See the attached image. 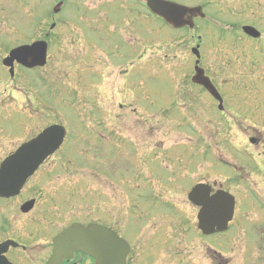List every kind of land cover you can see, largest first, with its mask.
Here are the masks:
<instances>
[{
  "label": "rangeland",
  "instance_id": "1",
  "mask_svg": "<svg viewBox=\"0 0 264 264\" xmlns=\"http://www.w3.org/2000/svg\"><path fill=\"white\" fill-rule=\"evenodd\" d=\"M58 1L0 0V111L3 113L0 114V135L3 140L6 136L11 137L12 142L9 144L13 143L15 147L27 137L39 132L45 126L44 123L58 119L57 113L62 112L63 117L59 120L70 132L66 148L58 152L62 155V160L57 161L52 167L60 176L51 178L52 176L48 175L39 182L38 173L27 187L35 182L42 183L43 186L61 185L59 193L63 195V200L66 198L72 205L68 194L75 192L77 195L80 189L87 188L86 179L80 176L85 172L78 171L80 162L84 164L85 161L84 167L92 168L96 173L98 171L103 173L105 169V178L108 179L104 181L100 191L93 194V211H90L89 206L85 207L87 202L91 201L92 186H89L91 190L86 195L71 198L73 203H76L78 198L84 201V206L79 210L72 208L69 211L70 207L57 212L37 207L29 216L23 215L19 211V203L30 197L32 191L13 202L10 207L4 208L0 202L1 213L14 206L13 211H9L7 215L8 219H12L13 227L4 230L5 223L0 218V239L14 237L25 241L30 238L29 242H32V246L26 251L11 253V261L14 264H43L50 254L47 250L50 239L57 231L72 221L81 223L93 221L110 226L128 241L131 251L127 264H264V174L262 171H259L262 174L256 171L257 174L252 173L256 164L253 157L263 161L264 169V116L260 114L264 111V37L261 43L251 42L250 38L243 35L241 28L224 25L232 21L243 23L248 21L264 35V0L210 1L206 11L220 10L218 15L224 24L219 25L217 16L215 18L218 26L200 21L195 26V31L173 30L160 20L143 15L141 26L146 46L142 52L146 50L147 55L156 52L155 56L158 57L159 79L158 83H151V86L154 89L153 93L157 92L159 96L153 100V96L143 94L146 90H142L138 98L139 104L131 101L132 95L125 94L122 77L118 75V69L111 65V68L106 67L105 87L102 85L96 90V94L80 93L78 89L71 91L69 84L65 86L63 84L65 76L68 75L69 82L75 87L74 83L79 81L80 73L73 70V66L76 63L87 65L88 54H85L86 58L83 54L79 57L76 54L79 46L74 43L77 42L78 35L73 32L71 25L79 27V30L83 28L88 36V42H95L97 47H101L102 36L99 39L95 32H101L106 43H111V49L107 54L111 63L118 65L132 56L118 35L110 33V26L118 27L122 15H126L129 10L126 2L130 3L133 0H64L67 1L66 5L61 7L60 15L55 16L52 9ZM102 2L106 4L103 5ZM98 3L102 4L100 6L107 11L106 14L98 8L89 12L86 9L97 7ZM215 3L218 4L215 6ZM121 10L126 12L123 13ZM51 23H55L56 26L48 37L51 44L48 51V66L42 71L29 72L16 67L14 78H10L2 65V59L15 46L37 39L43 31L48 33ZM233 31L236 35H233ZM197 36H200V42ZM195 44L201 45L202 64L206 72L218 82V87L223 89L227 98L232 97V100L228 101V111L223 115L218 112V133L213 124L196 129V126H192L194 122L185 126L186 123L183 124V120L180 119L176 123L174 113H171L170 109L169 111L165 109L168 104L165 99L170 90L175 93L177 87L181 89L183 83H188L190 75H194V56L191 49ZM116 48L119 49L117 52L113 50ZM94 55L101 57L102 53L94 51ZM103 66L100 63L96 67L102 69ZM170 66L173 67V71L162 69ZM251 67L257 73L253 77L246 74ZM174 74L175 79L168 76ZM109 76L110 78L106 79ZM92 79L90 80L94 83L97 80L101 82L98 76ZM87 82L88 74L84 77L83 83ZM86 85L88 87L89 84ZM244 93L252 95L248 102L241 100L242 97L246 99ZM39 96L45 97L50 108L46 107L44 113L41 111L38 116L26 120L22 117L21 111L24 103L35 105L32 107L34 109L38 107L45 109L43 107L45 102L40 100ZM238 96L239 101H235ZM148 99L151 100L146 103ZM179 103L181 105V100ZM103 104L108 105L105 112ZM120 104H125L122 109ZM129 104L130 107L127 106ZM215 106L206 100L202 108L204 116L212 123L215 120ZM74 107L78 109L76 114L70 110ZM136 107H138L136 110H132ZM148 108H151V114L158 111L156 116L159 118L154 114L148 116L146 114ZM6 109L20 111H16L8 121ZM250 109L258 110L255 118L249 117ZM16 113L21 116L20 120ZM141 114L148 117L146 119L148 124L156 125L157 131L146 134L144 125L139 127L138 124L136 134L129 130L133 121L138 123ZM76 115L80 118L86 115L87 125L90 120L105 121L112 134L114 131H123L121 137L116 135L115 139H119L124 145L122 146L124 153L126 148L128 155L134 156L133 159L127 153L122 156L127 163L125 176L122 177L120 173V176L113 174L115 172L112 169L113 165L108 168L109 161L105 158L104 151L99 153L101 154L99 157L91 153V145L86 142L89 129H82L79 125L81 123L79 121L77 123ZM225 123L229 125V132L224 136L226 128L222 127ZM186 136L190 142L187 145ZM250 137L258 139L260 144L256 152L262 153L261 156L251 153L254 150L248 145ZM110 140L113 142V138ZM7 149L0 152V159ZM147 151L155 156L159 155V159H154L149 167L144 168L141 165L146 162L147 157L144 155ZM77 155L81 156L78 161ZM55 156L56 154L48 165L55 161ZM174 156L182 160L181 167L171 165ZM68 159L73 161V165H77L72 167L73 165H69L72 163L65 164ZM148 159L151 162V158ZM235 159H240L241 163L234 162ZM222 160L228 162L223 163ZM231 163L234 165L228 171L226 165ZM137 169L140 170L138 175ZM145 170L150 175L152 173V183L146 182L143 174ZM72 174L77 175V179L80 178L77 184L71 182ZM197 182L209 183L215 189L222 187L236 197V206L239 205L235 210L237 220L233 221L227 233L201 236L197 229L198 209L187 200V193ZM94 184V187L98 185L96 181ZM161 187V192H167L171 197L162 195ZM103 190H106V193H103ZM254 194L257 195L256 200ZM151 195H154L153 203L149 200ZM52 203L60 206L58 201L48 198L46 202L48 208ZM38 218L44 220L45 224H34L33 219Z\"/></svg>",
  "mask_w": 264,
  "mask_h": 264
},
{
  "label": "water",
  "instance_id": "2",
  "mask_svg": "<svg viewBox=\"0 0 264 264\" xmlns=\"http://www.w3.org/2000/svg\"><path fill=\"white\" fill-rule=\"evenodd\" d=\"M146 1L152 12L177 28L184 25L192 27V22L186 20L187 15L200 10L188 9L162 0ZM58 9L59 5L54 8V12H58ZM243 30L253 37L259 35L255 29L250 27L243 28ZM45 54L46 43L36 42L13 49L4 64L11 65L13 61H17L26 67L43 65ZM198 71L197 82L212 95L217 96L208 80L201 78V70ZM63 137V127L51 126L7 158L0 167V196L16 195L25 180L42 161L59 147ZM209 192L208 186L197 185L188 195L192 203L201 207L198 214V227L207 235L226 229L228 222L232 219L234 206L233 198L228 194L217 192L210 197ZM9 245L15 246L9 241L0 245V264H10L2 256ZM75 251L93 256L95 264H124L129 248L126 242L110 229L98 225H89L85 228L76 224L54 239L53 252L46 264H60L62 260L70 258Z\"/></svg>",
  "mask_w": 264,
  "mask_h": 264
},
{
  "label": "flooded vegetation",
  "instance_id": "3",
  "mask_svg": "<svg viewBox=\"0 0 264 264\" xmlns=\"http://www.w3.org/2000/svg\"><path fill=\"white\" fill-rule=\"evenodd\" d=\"M187 1H188L187 2L188 6H202V8L205 9V10H207L208 6L211 3L208 0L200 2V3L198 1H195V0H187ZM236 1H242V0H236ZM216 4H218V3H215V6H216ZM140 5H142V2H140ZM131 6H134V5L132 4ZM141 9H142V7H136V6L131 7L130 13L131 14H134V13L139 14V13H141ZM134 23H135V20H134ZM88 48H89V46H88ZM76 54L78 55V57L83 54L85 56V58H86L85 54H88L87 55V60H86V62H87L86 66L83 65V64H79V63H76L73 66V70H75V71L80 73L78 75H79V79L81 80V82L79 81V83L77 84V89L78 88H80L82 90L85 89L86 90L85 93L89 95V94H93L95 92V90L99 89V87L101 85H103L105 87V83H104V79L105 78L104 77L106 75V73H105L106 67H107L106 62L105 61L102 62V65H104L102 69H97L96 68V63H98L99 61H98V59H96L94 57L93 51L91 49L89 50V52L87 51L85 53H82L80 50H77ZM143 68H144V66L140 65V68L137 71H134V70H131V71L123 70V72L119 74L122 77L123 87H124L123 90H126L125 94L129 93L130 95H132L131 101L135 102V103H138V104H139L138 98L140 97V93H141V91L144 88V80L146 82L148 80L147 77L152 78L154 76L153 74H151V72H152V67L151 66L146 65V67H145L146 71L144 72V75H143ZM87 74H88V82L84 84L83 83L84 77L87 76ZM94 76L100 77L101 78V82H99L97 80L94 83L92 81V80H94V79H92ZM206 76H209V75H206ZM89 78L92 79V80H90ZM108 78H110V76L107 77L106 79H108ZM209 78L212 79L210 76H209ZM86 84H89L88 87H87ZM218 92H219V94H220V96L222 98L223 105L229 106L228 105V101L232 100V97H228L227 98V95H225V93L221 89H218ZM146 93H147V95H151V94L153 95L152 89H149V88H146ZM179 95H184V100H183L182 104H183V107H184L185 111H187L189 113L190 117L195 118L194 120L196 122H198L199 124H203L204 123V121L202 120V108H203V105H204L205 101L207 99H210L211 105L218 103V101H215L203 88H201L200 86L198 87V86H196L194 84L193 85L191 84V86L189 85L185 90H183V93H180ZM124 105L125 104H120V108L122 109ZM103 106H104L103 109H104V112H105L107 107H108V105H104L103 104ZM127 106L130 107V104L127 105ZM137 108L138 107L133 108L132 110H136ZM37 112H39V111H37ZM36 114L39 115L38 113H36ZM141 122L143 123L142 125L140 124ZM215 123H216V125L218 127V115H217V119L215 120ZM137 124L139 125V127H142L144 125V127L146 128V134L150 133L151 131L154 132V130L157 131L156 125L154 126L152 124H148V120L145 119V121H144V119L140 118L138 123L133 121V123L130 124V126L132 128H130L129 130L132 131L135 134L138 131ZM122 127H123V125H122ZM86 128L89 129L88 133L86 134V135L89 136V137L86 136V142L91 145V150H92L91 153L96 155L97 157H99V156H101V154H99V153H101V152L103 153V151H104L105 158L109 161L108 168H111V165H113L112 169L115 171L113 174L117 175V176L118 175L120 176V174H121L122 177L125 176L126 175V170H127V168H126L127 163H126V160L122 156L124 154H126L127 151H126V148H125V153H124V151L122 150V148H123L122 146H124V145H122V142H119V139L118 140L115 139L116 135H118V137H121V134L123 133V131L122 130L114 131L115 133L112 134L110 129H109V127L107 126V123L105 121H99V120H90L89 121V126H87ZM111 138H113V142L110 140ZM250 138H248L249 148H253L255 150L254 152H251V153L257 154V156H261L262 153L258 154V152H256L257 149H259L258 147H259V144H260L258 142V139L257 138H254V139L251 138L250 139ZM5 149H7V151L4 153L3 158H5L6 156H8L11 153H13L16 148L13 147V143H12V145H10L8 140L4 138V140L0 141V150H1L0 152L2 153ZM135 151H136V147L134 148V154H135ZM251 153H250V155H251ZM145 154H146V155H144L145 158L146 157L147 158L150 157L152 160L154 159L155 155L151 154L150 151H147V153H145ZM127 155H128V153H127ZM61 156L62 155L60 153H58V157L53 163H50V165H48V166L46 165V167H44L45 166L44 165L40 169V171L38 172L40 174L38 176L39 182L42 181L41 178L43 179V177L48 176V175L52 176L51 178H59V176H60L59 173H55L53 171L52 167L57 161L62 160ZM128 156H130V155H128ZM251 156L253 157V155H251ZM130 157H132V159L134 158V156H130ZM253 159L255 160L256 164L253 167L252 173H256V172L262 171V173L264 174L263 161L261 159L254 158V157H253ZM234 162L241 163V160L240 159H238V160L235 159ZM76 169L77 168H75L74 170H76ZM79 169L80 170H78V171L82 170V168H79ZM105 173H106L105 169L103 170V173L100 172V171H98L96 173L92 168H86V173L81 176V178L86 179V187H87L86 190H82V192L86 195V193H88L91 190L89 188V186H92V189H93L91 191V195H90L91 196V199H90L91 201L87 202V204H86V208H87V206H89L90 211H93V199H92L93 194H95L96 191H100L101 187L104 184V181L106 179H108V178H105L106 177ZM262 173L259 172V174H262ZM136 175H138V174H136ZM79 179L80 178L77 179V182H79L78 181ZM95 181H97V184H98L96 187H94L95 186V184H94ZM60 186L61 185H59L58 187H53L51 185L43 186L42 183L35 182V183L31 184L29 187H24L20 191L19 195L16 198L9 199V200L1 199L0 201L3 202V205H4L3 207L4 208L5 207H10V205H12V204H9L8 201H11V200H14V199H16L15 201L20 200L21 197H24V196L28 195L27 193L29 191H32V194H31L30 197L24 199L22 202L19 203V206H20L22 203H24L26 201L34 200L33 210L27 216H29L32 212L36 211L37 207H42V208H45V209L56 210L57 212H62L63 209L70 208V207H69V203L66 200V198L63 200V195L61 193H59ZM119 188H120V186L118 187V190H119ZM213 189H214V187H213ZM218 189H222V187H219ZM226 191H228V190H226ZM103 193H106V190L105 191L103 190ZM68 195L70 197H74L75 194H68ZM81 195H79V196H81ZM48 198H51L53 200L58 201L60 206H56L54 203H52L50 208H48V206L46 204V202L48 201ZM76 198H77V195H76ZM78 203L84 204V201L81 198H78L77 202L74 203L75 207H73V210L74 209L75 210H79L77 208L78 206H80V205H78ZM235 203H237L236 197H235ZM13 207L11 206V208L9 210L2 212L3 214H6V217L2 213H0L1 218L3 219V221L5 223L4 230L13 227L12 219H7L8 218L7 215H9V213H10L9 211H13V209H14ZM71 209L72 208H70L69 211ZM35 213H37V212H35ZM33 223L37 224V225L45 224V222L41 221L40 218L33 219ZM87 223L88 222H86V224ZM44 230H46V228ZM57 232L53 236H55L57 234ZM5 240H13V241L17 242L19 245L22 246V248L18 247V248H9L8 249V251L6 253V257L9 260H10L11 253H13L14 251L20 250V251L24 252V251H26V249L28 247L30 248L32 246V242L31 243L29 242L30 238L29 239H25V241H26L25 242L22 239L20 240L18 238H14V237H5L4 239H0V242H3ZM47 250H48V253H49V251L51 250V246L50 245L47 248ZM44 263H45V261L43 262V264ZM62 264H94V261L91 258L85 257V256H83L81 254H74V256H73V258L71 260L64 261Z\"/></svg>",
  "mask_w": 264,
  "mask_h": 264
}]
</instances>
